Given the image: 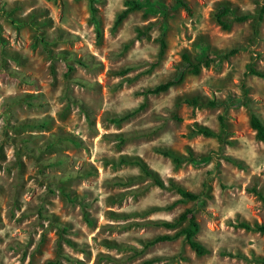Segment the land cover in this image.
Listing matches in <instances>:
<instances>
[{"label": "rangeland", "instance_id": "obj_1", "mask_svg": "<svg viewBox=\"0 0 264 264\" xmlns=\"http://www.w3.org/2000/svg\"><path fill=\"white\" fill-rule=\"evenodd\" d=\"M185 1L113 28L124 0H95V20L89 0H0V264L264 259V234L234 226L264 223V141L249 125L264 122V79L244 74L264 73V0ZM186 209L202 254L183 234L148 244L179 233Z\"/></svg>", "mask_w": 264, "mask_h": 264}, {"label": "trees", "instance_id": "obj_2", "mask_svg": "<svg viewBox=\"0 0 264 264\" xmlns=\"http://www.w3.org/2000/svg\"><path fill=\"white\" fill-rule=\"evenodd\" d=\"M95 0H89V5H90V12H91V17L93 20H95V12H96V7L94 6ZM124 8L120 10V12L117 13L115 16V19L113 21V28H116L122 21L123 19L133 10L141 9L144 8L146 13L149 12H160L162 16H166V13L168 10H174L179 7L184 8L186 11H189L188 4L185 0H174L172 3H164L160 1H153V0H124ZM223 11H228V9H223ZM264 14V4L260 7L259 14H258V19H261ZM222 14L216 15V20L217 22L225 29L228 28L229 25L221 20ZM246 16H240L236 17L237 20H243L245 19ZM166 47L165 40L163 38L160 39V52H163V50ZM237 52V49H231L228 53L226 54H219L216 53L213 57H209L208 55H202L201 57H198L197 62L198 64H203V66L207 67L213 62L216 58L221 61L223 59H227L229 56L233 55L234 53ZM188 64H191L189 60H187ZM193 72L197 73L199 68L198 65H192ZM244 74H252L256 75L258 77H261L264 79V73L259 72L252 67H250ZM175 83L174 80H167L160 82L152 87H148L145 89H142L140 91L141 95H156L162 92L167 91L173 84ZM188 102V101H186ZM215 104V102L213 103ZM249 125L251 129L255 132V136L258 140L264 141V122L254 113L252 112L249 117ZM195 133L201 134L203 136H217L214 131L205 128V127H197L194 130ZM164 155L170 156L169 152H163ZM175 162H182V158L180 157H172ZM141 169L148 175L152 176L154 179V182L159 185L163 186V183L159 181L156 177L153 176V174L149 171H147L146 167L141 163V162H136ZM177 192L185 199L189 200H199V195L189 192L182 187H177ZM262 203L264 204V197L261 196ZM178 222L185 221L187 224L185 227H183L179 233L175 234H163V235H158L154 238H152L148 244H156L158 242L162 241H168L176 238L178 235L183 234L185 240L188 242L189 246L194 249L196 254H202L204 251L203 246L195 239V235L199 230V224L197 220L195 219V216L193 214V211L191 209H186L184 212H182L178 218ZM163 224L167 227H173L174 223H169V222H163ZM235 227L242 228L245 230H250V231H255L259 233L264 234V223H249L247 221H240L236 224H234ZM228 256L232 257H240L244 258L243 255L241 254H231L227 253ZM260 264H264V259L258 260Z\"/></svg>", "mask_w": 264, "mask_h": 264}]
</instances>
